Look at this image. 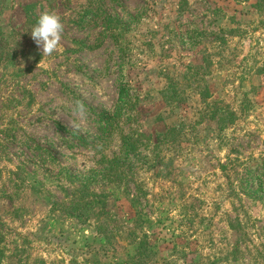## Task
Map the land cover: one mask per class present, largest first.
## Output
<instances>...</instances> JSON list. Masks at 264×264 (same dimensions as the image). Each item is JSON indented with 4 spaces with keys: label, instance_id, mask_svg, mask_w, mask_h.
I'll return each mask as SVG.
<instances>
[{
    "label": "rangeland",
    "instance_id": "obj_1",
    "mask_svg": "<svg viewBox=\"0 0 264 264\" xmlns=\"http://www.w3.org/2000/svg\"><path fill=\"white\" fill-rule=\"evenodd\" d=\"M45 11L64 25L50 57L31 39ZM77 99L88 117L74 131ZM220 103L237 114L223 130L202 117ZM173 126L154 167L155 135ZM126 137L139 153L114 165L125 181L108 167ZM263 159L264 0H0V264H123L138 186L137 236L157 237L147 264H264V200L228 196L230 171ZM66 170L95 171L103 214L71 208ZM233 205L245 239L227 263Z\"/></svg>",
    "mask_w": 264,
    "mask_h": 264
},
{
    "label": "trees",
    "instance_id": "obj_2",
    "mask_svg": "<svg viewBox=\"0 0 264 264\" xmlns=\"http://www.w3.org/2000/svg\"><path fill=\"white\" fill-rule=\"evenodd\" d=\"M121 89V93H122ZM209 95V93H207ZM202 117H209L210 119L215 120L216 124L219 126V130H223L228 124H232L235 119L237 118V114L230 109V107L225 103H220L215 108L207 109L206 113L202 115ZM201 121V119L199 120ZM183 129L180 126H173L167 129L164 133H158L155 135V143L153 144L151 150L154 153L155 159L153 162V166L156 165L161 166L160 169H162L163 161L160 159V145L162 143H170V142H176L179 137V133H181V130ZM138 140L132 139L131 137L124 138L123 140V149H122V156L121 157H114L111 160V166H109L108 171L112 170L116 176V178L122 179V177L125 179V181L128 179V176H125V174H119V170L114 167L115 164H121L122 160L130 163V155L133 154L134 157L137 156L139 153L138 150ZM137 152V153H136ZM115 161H117L115 163ZM113 162V163H112ZM124 163V162H123ZM223 169H225V164L221 165ZM91 174H73L66 170L65 172V178L67 181L71 184H76L73 189V197L70 200L71 208H84V211H94L96 210L95 216H99L106 211L105 205H106V194L104 193H97L94 190H91L89 188V179H92L94 170H90ZM93 173V174H92ZM231 175L228 173V180H229V194L228 196L236 199L237 203H240V206L242 207V197L245 196L248 199L252 200H264V159L257 164V166H254L250 169H245L243 174H240L239 171L234 169L233 171H230ZM234 175L235 178L238 181V187H231L233 184L232 181H230V176ZM142 191L141 188L138 186L135 188V192L131 193L130 195V205L134 211L135 217L133 218V228L130 229L129 233H127V239L128 242L131 244H134L133 251L130 253L128 252L126 255V258L124 260L123 264H147L149 260L151 259L152 255L155 251H153L154 245L153 240L156 241L157 237L152 236L150 239L148 238V235L144 233L141 237L137 236L136 229L141 226L145 218H147L146 213L143 211L141 204ZM233 211L236 212L234 214L233 219H227V225L229 229L232 232L233 237H235L234 241L230 243V248L226 253L225 261L227 263L230 262H237L238 261V255L242 254L241 250L239 248V244L243 242L245 239L243 236L245 235L243 230L245 229V223L242 221V219L237 214L238 208L237 205H233ZM185 218V215L182 216ZM160 220V219H158ZM190 221L191 225H194L195 220L192 218ZM159 222V221H157ZM96 230L99 234H105L103 233V227L101 224L97 223ZM106 235V234H105ZM186 235V233H185ZM110 237V236H109ZM113 237H117L115 234ZM179 237L178 235L174 236V239H177ZM155 238V239H154ZM191 243V240L186 243L179 251L173 249L174 252H180L179 258H183L186 260V257L188 254H193L195 251H191L189 249V244ZM228 245V244H227ZM175 247V246H174ZM247 252L249 254V250L247 249ZM257 252V251H256ZM3 250L0 248V262L2 260ZM257 256H262L264 259V249H262L260 252H257ZM255 256L256 258H258ZM208 257H206L207 259ZM202 257H192L189 262L185 261L184 264H199L202 262ZM255 262V261H254ZM42 264H45L42 262Z\"/></svg>",
    "mask_w": 264,
    "mask_h": 264
},
{
    "label": "clouds",
    "instance_id": "obj_3",
    "mask_svg": "<svg viewBox=\"0 0 264 264\" xmlns=\"http://www.w3.org/2000/svg\"><path fill=\"white\" fill-rule=\"evenodd\" d=\"M64 25L61 18L54 12H42L36 25L31 29V39L42 50V57H50L60 46ZM46 62L41 59L37 67L45 66ZM23 66V65H22ZM72 112L76 117L72 127L74 131L80 130V123L77 121L86 120L88 110L81 100L73 102Z\"/></svg>",
    "mask_w": 264,
    "mask_h": 264
}]
</instances>
